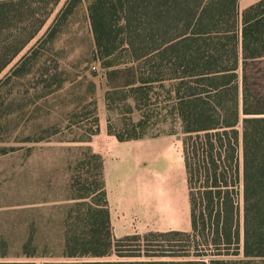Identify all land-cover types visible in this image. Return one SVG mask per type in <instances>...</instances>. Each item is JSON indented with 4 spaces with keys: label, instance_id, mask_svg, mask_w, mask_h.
<instances>
[{
    "label": "trees",
    "instance_id": "16d2710c",
    "mask_svg": "<svg viewBox=\"0 0 264 264\" xmlns=\"http://www.w3.org/2000/svg\"><path fill=\"white\" fill-rule=\"evenodd\" d=\"M18 1L21 9L14 8ZM59 1L0 0V18L42 14L31 40ZM239 2H91L96 49L111 81L106 108L113 112L123 104L130 113L121 130L108 118V133L120 141L145 137L135 130L148 124L152 106L180 122L192 230L116 238L104 160L86 147L79 161L94 166L93 188L79 193L67 211L63 259L43 264H264V97L240 74L243 62L264 57V0L242 11ZM135 109L138 121L131 116ZM91 113L92 125L73 141L85 143L99 133L96 108ZM31 246L32 237L24 244L25 260L0 252V264H37L28 260L35 256Z\"/></svg>",
    "mask_w": 264,
    "mask_h": 264
},
{
    "label": "rangeland",
    "instance_id": "374dc122",
    "mask_svg": "<svg viewBox=\"0 0 264 264\" xmlns=\"http://www.w3.org/2000/svg\"><path fill=\"white\" fill-rule=\"evenodd\" d=\"M258 1L240 0L239 8ZM21 2L14 8L21 9ZM91 2L60 0L31 40L42 14L18 11L10 20L0 18V67L26 44L0 71V252L7 254L5 259H27L24 244L31 237L35 256L28 260L63 259L67 211L79 193L93 188L96 172L79 161L90 146L73 140L92 125L95 108L98 115L106 112L116 130L129 122L123 104L113 112L106 108L111 81L96 49ZM240 74L255 95L264 97V57L243 62ZM151 109L148 124L135 131H144L145 137H183L178 120L164 119L156 106ZM131 116L138 121L141 113L135 109Z\"/></svg>",
    "mask_w": 264,
    "mask_h": 264
},
{
    "label": "crops",
    "instance_id": "0c3cea01",
    "mask_svg": "<svg viewBox=\"0 0 264 264\" xmlns=\"http://www.w3.org/2000/svg\"><path fill=\"white\" fill-rule=\"evenodd\" d=\"M106 112L99 133L84 144L102 155L113 234L190 232L191 203L183 137L146 136L120 141L108 133Z\"/></svg>",
    "mask_w": 264,
    "mask_h": 264
},
{
    "label": "built area",
    "instance_id": "2783aa9c",
    "mask_svg": "<svg viewBox=\"0 0 264 264\" xmlns=\"http://www.w3.org/2000/svg\"><path fill=\"white\" fill-rule=\"evenodd\" d=\"M93 69H97V66L96 65H93Z\"/></svg>",
    "mask_w": 264,
    "mask_h": 264
}]
</instances>
